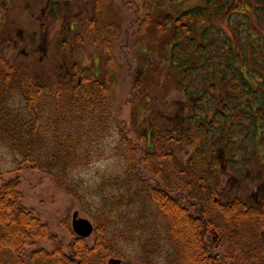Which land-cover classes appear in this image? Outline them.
<instances>
[{"label": "trees", "instance_id": "trees-1", "mask_svg": "<svg viewBox=\"0 0 264 264\" xmlns=\"http://www.w3.org/2000/svg\"><path fill=\"white\" fill-rule=\"evenodd\" d=\"M114 1L95 0L83 30L84 40L108 52L102 79L76 64V81L72 76V81L48 86L0 52V143L32 162L33 168L52 175L78 199L72 206L78 205L94 223L93 235L84 237L73 230L68 216L62 218L70 231L66 251L64 240L49 224L20 204L18 178L2 181L0 264H107L110 256L122 258L121 264H264V243L258 236V229H264V203H248L240 196L225 201L206 183L195 187L159 140V150H149L151 133L143 135L144 144L138 146L123 125L114 148L126 162L123 180H108L107 207L103 203L90 212L82 204L73 172L106 157L97 148L99 140L120 124L111 98L123 71L115 54L120 23L103 19L106 6ZM142 6L146 17L141 35L153 21L152 1L143 0ZM155 25L158 33L170 31L171 66L180 72L184 94L194 101L185 115L187 133L211 131L215 120L225 125L226 130L216 126L222 132L219 149L213 140L217 129L203 143L209 144L211 153L201 151L198 156L206 162L211 155L213 163L208 165L217 168L215 153L236 147L233 163L240 165L237 150L243 149L246 156L251 147L246 142L250 138L253 146L264 131V0H203L177 16L166 12ZM134 86L140 87V81ZM178 127L166 130L167 141L183 138L170 136ZM139 165L145 168L140 170ZM152 179L158 183L152 185ZM38 237L50 239L52 248H33L26 254V247ZM164 241L169 244L166 251ZM128 244L144 253L127 256Z\"/></svg>", "mask_w": 264, "mask_h": 264}, {"label": "rangeland", "instance_id": "rangeland-1", "mask_svg": "<svg viewBox=\"0 0 264 264\" xmlns=\"http://www.w3.org/2000/svg\"><path fill=\"white\" fill-rule=\"evenodd\" d=\"M151 1L153 21L148 32L142 35L140 24L146 17L145 11H140L143 0H115L104 10L105 22L120 23L115 54L123 71L122 77L111 91L114 116L120 124H116L113 132L99 140L97 148L106 157L93 162L87 168L73 172L76 188L82 195V204L90 212L97 211L103 203L107 207L111 200L108 180H114V177L123 180L126 162L121 151L117 154L114 150L121 137L120 129L123 125L131 140L138 146L144 144L142 136L151 133L147 140V145H152L149 150L158 151L156 141L159 140L173 154L177 169L185 170L188 173L186 179L192 181L195 187L206 183L212 193L222 200L240 196L248 203L263 204L264 131L253 146L250 138L246 142L251 146L246 156L243 149L237 150L238 158H241L240 165L233 163L236 147L230 150H223L222 147V150L215 153L217 168L208 165L213 163L211 155H207L204 162L203 156L198 154L201 151L211 153L209 144H203L204 140L212 136L218 128L225 129V125L222 126L220 121L215 120L210 126L211 131L203 130L201 134L196 131L187 133L190 128L185 115L188 109L194 107V101L184 94L180 72L171 66L170 31L158 33L155 28V21L166 12L177 16L186 8L201 4L203 0L169 4L162 0ZM94 2L95 0H0V52L10 62L28 68L38 77L39 83L48 86L72 81L73 77L76 81V64L91 69L97 78L102 79L108 52L103 46H94L84 40L83 35L85 21L94 13ZM261 32L264 33V27ZM137 81H140L138 88L134 86ZM132 88L135 96L131 93ZM178 125L177 131L170 133V136L183 138L178 142L167 141L169 132L166 130ZM204 126L205 129L209 127L208 124ZM220 129L213 137L217 149L222 145ZM200 144L201 150L197 151ZM141 155L143 153L139 151V156ZM33 166L32 162L23 161L19 154L6 144L0 143V182L18 178L22 193L20 204L48 223L51 230L64 240V249L68 251L70 231L62 223V218L68 216L72 223L75 209L79 210L80 215L89 218L91 216L78 205L72 206V203H78V199L57 185L52 175ZM144 168V165H139L140 170ZM145 172L151 175L146 169ZM157 183V180L152 179V185ZM157 211L156 208L155 213ZM214 234V239L217 240L219 234L217 231ZM258 236L264 243V229H258ZM135 245H125L127 256L137 258V253L138 256L144 253ZM168 246L164 241L165 251ZM39 247L51 249L52 241L38 237L33 245L26 247V254L30 249Z\"/></svg>", "mask_w": 264, "mask_h": 264}, {"label": "water", "instance_id": "water-1", "mask_svg": "<svg viewBox=\"0 0 264 264\" xmlns=\"http://www.w3.org/2000/svg\"><path fill=\"white\" fill-rule=\"evenodd\" d=\"M72 227L74 231L81 236L87 237L91 235L94 230V223L89 217L79 214V210L75 209L72 215ZM122 258L111 256L109 257V264H121Z\"/></svg>", "mask_w": 264, "mask_h": 264}, {"label": "flooded vegetation", "instance_id": "flooded-vegetation-1", "mask_svg": "<svg viewBox=\"0 0 264 264\" xmlns=\"http://www.w3.org/2000/svg\"><path fill=\"white\" fill-rule=\"evenodd\" d=\"M71 28H72V26H71ZM215 231V230H214ZM217 238V237H216Z\"/></svg>", "mask_w": 264, "mask_h": 264}]
</instances>
